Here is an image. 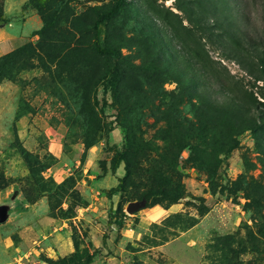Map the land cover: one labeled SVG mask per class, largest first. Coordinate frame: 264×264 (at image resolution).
<instances>
[{
	"label": "rangeland",
	"instance_id": "374dc122",
	"mask_svg": "<svg viewBox=\"0 0 264 264\" xmlns=\"http://www.w3.org/2000/svg\"><path fill=\"white\" fill-rule=\"evenodd\" d=\"M36 1L0 0L7 22L0 39L22 35L31 17L40 23L29 27L33 48L0 83V206L8 211L0 239L18 248L17 234L27 228L40 241L35 264H264V137L209 127L206 110L194 109L160 71L195 73L198 91L219 78L235 94L257 92L217 41L227 28L264 44L260 1L125 0L101 37L117 60L89 57L94 22L110 0ZM225 4L230 13L220 18ZM55 12L54 28L33 36L41 15ZM114 65L105 95L112 108L87 149L90 110L81 116L78 88L90 84L91 104L96 96L102 106ZM123 147L127 164L112 171ZM37 161L49 167L42 172L47 192L29 171ZM141 200L145 207L129 214Z\"/></svg>",
	"mask_w": 264,
	"mask_h": 264
},
{
	"label": "trees",
	"instance_id": "16d2710c",
	"mask_svg": "<svg viewBox=\"0 0 264 264\" xmlns=\"http://www.w3.org/2000/svg\"><path fill=\"white\" fill-rule=\"evenodd\" d=\"M112 5L110 9L102 14L93 25L94 32V44L91 50L90 58H98L99 56H113L115 60L119 58V52L113 49H106L101 44V37L106 22H109L119 16L121 10L127 4L125 0H110ZM261 6L263 7V17H264V0H259ZM35 5H45V0H37ZM229 5H223V15L219 14V17H227L230 13ZM42 16V27L34 32L32 35H47L58 22L57 12L52 14L48 18ZM232 16V14H231ZM230 16V17H231ZM229 17V18H230ZM229 18H226L227 24H232L228 21ZM5 19L0 14V24L6 25ZM218 26V25H217ZM222 29V25H219ZM226 33H223L218 39L220 50L223 54V57L227 60L236 62L241 70L246 73L248 77L254 80L256 84L257 92H251L249 94H235L232 90H229L226 85L220 82L218 78L217 81H212L210 85L206 83L201 84L202 90L198 91L197 85V75L191 71L185 70L184 72H175L171 68H166L164 71L165 65L161 68V72L166 78V81L176 83V88L180 91H184L189 96L191 101L190 105L194 108H204L207 113L206 122L209 127L220 126V127H229L231 132H242L248 131L253 134H260L261 137H264V101L261 102L259 99L264 100V44L253 41H242V38L236 35H233L226 28ZM228 39V41L226 40ZM33 48L32 41H27L18 48L10 51L0 58V83H2L8 74L9 68H11L15 63L19 62L24 54H27L29 50ZM85 55L86 52L82 51ZM81 53V56L85 58V55ZM87 56V55H86ZM116 66L114 65L111 71L108 73L106 79H104V96L102 98V106L99 104L96 96H93V102L91 104L90 98L86 91L91 92L92 86L85 85V82L80 85L78 88L79 93L84 94L82 98L81 106L83 110L80 112L81 116H86L87 112L85 110H90L89 117L87 120V127L85 132L87 134L88 140L84 143V146L88 149L90 146L98 142L100 138V133L103 130L101 124V116L105 114L107 108L111 109V105H107L105 95L107 94L108 88L115 82L116 77ZM216 76V75H214ZM260 83V84H258ZM196 86V87H195ZM212 91L216 95L214 99L210 98V94L204 95L203 92ZM246 92V91H245ZM184 95V93H182ZM257 94V96H255ZM221 98V99H220ZM259 98V99H258ZM249 102H245V101ZM195 101V102H193ZM107 107V108H106ZM259 107V108H258ZM261 107V108H260ZM84 119V118H81ZM85 120V119H84ZM193 123V121H189ZM264 143V141H262ZM124 152H127V149L123 147L121 151H118L113 157L112 171L117 170L122 162L127 164L125 160ZM29 155V154H27ZM37 166V167H35ZM49 167H43L40 165V162H36L34 166H30L31 177L35 178L38 187L41 188L43 192H47L46 186L47 179L42 177V172ZM127 173V171H126ZM127 181V178L119 180V184L110 190L111 193H117L121 186ZM121 226V222L117 224Z\"/></svg>",
	"mask_w": 264,
	"mask_h": 264
},
{
	"label": "crops",
	"instance_id": "0c3cea01",
	"mask_svg": "<svg viewBox=\"0 0 264 264\" xmlns=\"http://www.w3.org/2000/svg\"><path fill=\"white\" fill-rule=\"evenodd\" d=\"M31 20H27V22L24 24V30L23 34L17 35L14 38H5L0 39V56L9 53L10 51L18 48L22 44L26 43L27 41H32L31 37V29L29 27L34 23V25H37L38 28L40 27V23L37 19L34 17H31ZM32 23V24H31ZM4 28L5 26H0ZM22 32V31H21ZM3 36V33H0V37ZM7 36V35H5ZM18 242L19 247L15 248L11 245L10 241H3L0 239V264H21L18 263V261L14 262V258L16 255L22 254L25 257V261H23L22 264H35L37 262V259L39 257V254L36 251L37 245L36 242H40L39 240L35 242L34 235L31 231H29L27 228L21 229L18 234ZM36 245H35V243ZM66 248H67V242ZM12 249L14 252V256L9 255L7 250Z\"/></svg>",
	"mask_w": 264,
	"mask_h": 264
},
{
	"label": "water",
	"instance_id": "95a60500",
	"mask_svg": "<svg viewBox=\"0 0 264 264\" xmlns=\"http://www.w3.org/2000/svg\"><path fill=\"white\" fill-rule=\"evenodd\" d=\"M146 205L145 200H141L140 202L131 203L128 206L127 212L129 214L135 213L140 209L144 208ZM8 211L5 206H0V224L4 223L7 220Z\"/></svg>",
	"mask_w": 264,
	"mask_h": 264
}]
</instances>
